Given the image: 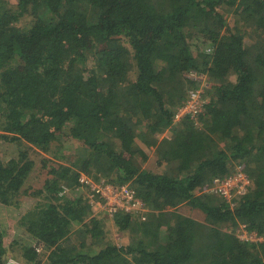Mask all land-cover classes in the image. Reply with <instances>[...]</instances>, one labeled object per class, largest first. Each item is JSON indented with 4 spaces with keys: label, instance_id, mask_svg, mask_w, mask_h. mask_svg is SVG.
Listing matches in <instances>:
<instances>
[{
    "label": "trees",
    "instance_id": "1",
    "mask_svg": "<svg viewBox=\"0 0 264 264\" xmlns=\"http://www.w3.org/2000/svg\"><path fill=\"white\" fill-rule=\"evenodd\" d=\"M193 73L210 87L175 121ZM0 140L17 151L0 264H264V0H0ZM34 151L67 163L41 158L37 188ZM237 169L242 194L213 192ZM82 175L132 189L146 218L92 210Z\"/></svg>",
    "mask_w": 264,
    "mask_h": 264
},
{
    "label": "built area",
    "instance_id": "2",
    "mask_svg": "<svg viewBox=\"0 0 264 264\" xmlns=\"http://www.w3.org/2000/svg\"><path fill=\"white\" fill-rule=\"evenodd\" d=\"M187 77L193 81V89L189 91L188 100L177 112L175 116L176 119L183 115H190L193 117L200 111L202 105V102L200 103V101L203 94V89L207 83L206 77L196 73L190 74ZM236 176L240 186L228 188L220 187V189H218V186H221L222 183L225 184L230 182L232 178L221 180L216 179L213 181V186L216 187L217 190L214 189L213 192L221 193L227 198L230 197L229 195L231 194L232 189H237V193L240 192L242 194L250 182L240 171L236 174ZM79 182L89 186V205L91 208L96 207L94 211L102 210L109 218H112L114 214L122 211L130 214H141L142 220L146 218L147 209L143 202L137 196H135V193L132 189L128 187L115 188L111 185L102 183V181L95 182L83 175L79 178Z\"/></svg>",
    "mask_w": 264,
    "mask_h": 264
},
{
    "label": "rangeland",
    "instance_id": "3",
    "mask_svg": "<svg viewBox=\"0 0 264 264\" xmlns=\"http://www.w3.org/2000/svg\"><path fill=\"white\" fill-rule=\"evenodd\" d=\"M9 3H12V0H9ZM26 23V20L23 21L22 24ZM205 87H210V83L209 81H207L206 83V86ZM202 98V96H201ZM203 100L201 99L200 103L202 102ZM180 119V117L178 118ZM164 137H168V132L167 131H164L162 134L159 135V139H162ZM65 144H68L67 142ZM16 149V146L13 145V144H9L7 143L5 140H0V160H8L9 158H14V157H17V154L15 151ZM35 153H28V159H30L34 164H33V170H32V174L34 172V175H36V178L37 179H32L31 180V184L34 188H37L39 187V183L41 182H44L46 179H48V176L46 174V171L48 170V168H45L44 170L41 168V163H39L41 160V158H44V159H47L49 160V162L46 163V167L48 166H53L56 168L57 165L59 164H62V165H67L66 161L64 160H60L59 158L57 157H54L56 154L53 153L52 154H45V153H42V152H39V151H34ZM64 154V153H63ZM61 155L62 157L65 155ZM152 155V153H149V156ZM40 173V174H38ZM230 182H227L225 184H221V186H218V189H220V187H223V188H228V187H234V186H240V183L238 182V179H237V176L236 174L233 175V177H227V178H223V179H230ZM212 190H217L216 187H211ZM206 191H208V188L206 189ZM229 191V190H228ZM231 195V194H230ZM93 210L96 209V207L92 208ZM5 211H2L0 212V214L2 215L3 218H5L7 220V224H4L2 227L6 229L5 233L7 235V238L8 239L9 237H13L14 234L16 233L15 230L12 229V227H15L16 228V224L14 222V220H12V218H10L7 213L5 215ZM7 216V217H6ZM111 221V220H110ZM112 223L111 222H108V221H104V226H102V229L103 231L105 232L104 234L107 235L106 238H109V237H113L114 241L113 243L117 242L115 237H114V227L111 225ZM236 235L239 237V239H247V240H253V236L251 235H247L245 231H243V226H241V228H238L236 230ZM102 240L99 238L98 241L95 243V245H93V248L97 247L96 244H99ZM83 246H86L87 248H89L90 246H92L91 244V239L90 238H87V240L85 242H83ZM21 263V260H19L17 257H11L8 261L7 264H19Z\"/></svg>",
    "mask_w": 264,
    "mask_h": 264
},
{
    "label": "bare ground",
    "instance_id": "4",
    "mask_svg": "<svg viewBox=\"0 0 264 264\" xmlns=\"http://www.w3.org/2000/svg\"><path fill=\"white\" fill-rule=\"evenodd\" d=\"M181 108H182V107H181ZM181 108H180V109H181ZM180 109H179V110H180ZM176 114H177V113H176ZM175 116H176V115H175ZM183 116H185V115H183ZM183 116H181L180 118H182ZM189 116H190V115H189ZM194 116H195V115H194ZM194 116H193V117H194ZM190 117H191V116H190ZM193 117H192V118H193ZM178 120H179V119H176V118H175V121H178ZM238 172H239V170L237 169L236 174H237ZM249 182H250V181H249Z\"/></svg>",
    "mask_w": 264,
    "mask_h": 264
},
{
    "label": "crops",
    "instance_id": "5",
    "mask_svg": "<svg viewBox=\"0 0 264 264\" xmlns=\"http://www.w3.org/2000/svg\"><path fill=\"white\" fill-rule=\"evenodd\" d=\"M20 264V263H19Z\"/></svg>",
    "mask_w": 264,
    "mask_h": 264
}]
</instances>
